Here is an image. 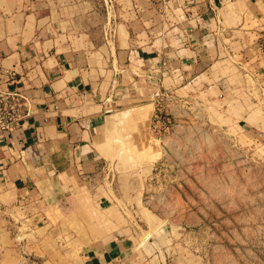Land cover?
Segmentation results:
<instances>
[{
    "label": "crops",
    "instance_id": "1",
    "mask_svg": "<svg viewBox=\"0 0 264 264\" xmlns=\"http://www.w3.org/2000/svg\"><path fill=\"white\" fill-rule=\"evenodd\" d=\"M110 1L0 0V87L12 69L9 85L25 97L22 119L0 131V208L41 207L42 215L54 203L65 211L82 203L102 131L116 111L149 99L142 87L182 97L205 92L221 108L241 110L240 126L259 110L227 81L247 76L264 90L256 44L264 0ZM34 230L50 241L54 227L37 222ZM142 237L131 223L119 224L94 231L77 251L82 264H133Z\"/></svg>",
    "mask_w": 264,
    "mask_h": 264
},
{
    "label": "rangeland",
    "instance_id": "2",
    "mask_svg": "<svg viewBox=\"0 0 264 264\" xmlns=\"http://www.w3.org/2000/svg\"><path fill=\"white\" fill-rule=\"evenodd\" d=\"M227 83L259 106L251 125L237 123L235 105L185 92L188 112L174 108L170 128L159 130L150 96L135 100L102 131L82 203L67 211L54 203L42 215L41 207L0 208V264H82L79 242L125 223L143 236L133 264H264V90L247 76ZM37 222L54 227L50 241Z\"/></svg>",
    "mask_w": 264,
    "mask_h": 264
},
{
    "label": "built area",
    "instance_id": "3",
    "mask_svg": "<svg viewBox=\"0 0 264 264\" xmlns=\"http://www.w3.org/2000/svg\"><path fill=\"white\" fill-rule=\"evenodd\" d=\"M110 34L112 36L113 31ZM256 44L259 53L264 57V31L257 37ZM4 81L6 86L0 87V131H11L23 117L25 97L16 87H10L11 83H15L14 70L4 72ZM149 94L153 104L151 119L159 130L166 131L170 128L175 117L174 108H181L184 112H188L185 107L190 103V99L178 96L171 89H161L155 85Z\"/></svg>",
    "mask_w": 264,
    "mask_h": 264
},
{
    "label": "water",
    "instance_id": "4",
    "mask_svg": "<svg viewBox=\"0 0 264 264\" xmlns=\"http://www.w3.org/2000/svg\"><path fill=\"white\" fill-rule=\"evenodd\" d=\"M149 238H150V237H149ZM149 238H148V239H149Z\"/></svg>",
    "mask_w": 264,
    "mask_h": 264
}]
</instances>
